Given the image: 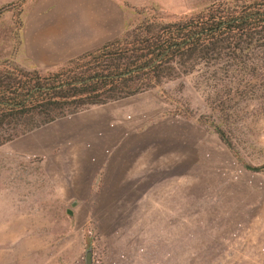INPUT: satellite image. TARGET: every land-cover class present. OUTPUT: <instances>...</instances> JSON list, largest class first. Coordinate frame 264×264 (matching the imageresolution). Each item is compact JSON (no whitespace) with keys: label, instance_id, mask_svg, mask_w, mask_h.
Segmentation results:
<instances>
[{"label":"rangeland","instance_id":"obj_1","mask_svg":"<svg viewBox=\"0 0 264 264\" xmlns=\"http://www.w3.org/2000/svg\"><path fill=\"white\" fill-rule=\"evenodd\" d=\"M136 1L131 25L247 0ZM263 41L0 144V264H264Z\"/></svg>","mask_w":264,"mask_h":264},{"label":"trees","instance_id":"obj_2","mask_svg":"<svg viewBox=\"0 0 264 264\" xmlns=\"http://www.w3.org/2000/svg\"><path fill=\"white\" fill-rule=\"evenodd\" d=\"M24 2L3 6L12 11L16 33ZM255 37L264 39V0L225 1L176 19L145 16L128 23L121 35L51 71L2 62L0 144L69 109L135 94L166 77L188 73L196 58L224 49L241 53L242 43ZM218 131L230 147V140Z\"/></svg>","mask_w":264,"mask_h":264},{"label":"crops","instance_id":"obj_3","mask_svg":"<svg viewBox=\"0 0 264 264\" xmlns=\"http://www.w3.org/2000/svg\"><path fill=\"white\" fill-rule=\"evenodd\" d=\"M10 1L0 0V5ZM0 14L9 17L7 42L0 44V58L39 69L55 68L121 35L129 23L125 0H25L18 33L12 11L1 7Z\"/></svg>","mask_w":264,"mask_h":264},{"label":"water","instance_id":"obj_4","mask_svg":"<svg viewBox=\"0 0 264 264\" xmlns=\"http://www.w3.org/2000/svg\"><path fill=\"white\" fill-rule=\"evenodd\" d=\"M91 248L88 246L85 251V264H91Z\"/></svg>","mask_w":264,"mask_h":264}]
</instances>
